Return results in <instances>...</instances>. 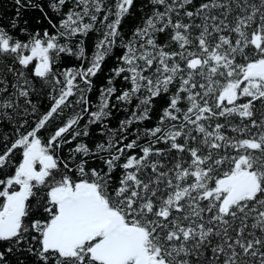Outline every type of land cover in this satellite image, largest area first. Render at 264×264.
Returning <instances> with one entry per match:
<instances>
[{
  "label": "snow or ice",
  "instance_id": "obj_1",
  "mask_svg": "<svg viewBox=\"0 0 264 264\" xmlns=\"http://www.w3.org/2000/svg\"><path fill=\"white\" fill-rule=\"evenodd\" d=\"M0 7V264H264V0Z\"/></svg>",
  "mask_w": 264,
  "mask_h": 264
},
{
  "label": "trees",
  "instance_id": "obj_2",
  "mask_svg": "<svg viewBox=\"0 0 264 264\" xmlns=\"http://www.w3.org/2000/svg\"><path fill=\"white\" fill-rule=\"evenodd\" d=\"M10 3H11V0H0V7L8 8L10 11V7H9Z\"/></svg>",
  "mask_w": 264,
  "mask_h": 264
}]
</instances>
